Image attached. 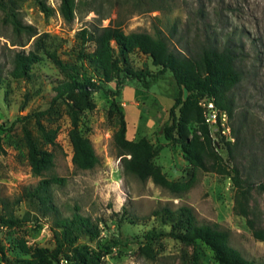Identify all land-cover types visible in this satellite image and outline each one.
<instances>
[{
	"label": "rangeland",
	"instance_id": "374dc122",
	"mask_svg": "<svg viewBox=\"0 0 264 264\" xmlns=\"http://www.w3.org/2000/svg\"><path fill=\"white\" fill-rule=\"evenodd\" d=\"M65 3L71 8L70 19L63 13ZM13 13L36 35L18 31ZM110 25L128 35L161 31L173 51L189 56L200 52L209 37L221 43L231 41L243 78L225 89L223 102L233 101L232 124L239 144L229 154V147L220 140L216 150L255 184L249 191L250 218L264 231V192L259 187L264 182V0H0V264L27 259L23 244L60 249V262L53 264H69L68 258L80 246L101 251L100 264H218L204 243L188 247L171 236L152 242L153 258L146 255L143 248L150 232L171 231L156 212L182 207L192 208L202 223L230 229L231 245L245 259L264 262V242L256 240L247 219L233 211L231 178L194 169L181 147L164 137L163 127L173 122L170 110L180 94L171 71L151 89L125 80L118 97L95 92L96 109L81 115L80 131L92 141L100 163L92 170L74 165L68 105H52L55 87L65 78L49 54L80 66L78 53L95 50L93 44L83 46L81 31ZM20 52L39 57L28 78L10 75ZM128 59L136 71L160 70L133 45ZM101 84L116 89V81ZM189 96L196 101L201 97L197 92ZM121 113L127 122V139L150 140L160 151L155 164L170 180L185 185L182 192L172 193L125 172V156L113 139ZM39 124L56 134L60 144L55 149V167L42 177L33 172L26 142L30 132L42 150H54ZM53 176L62 181L45 192L40 190L42 181ZM77 216L88 218L93 229L75 231L69 237L62 221ZM3 219L15 223L7 226Z\"/></svg>",
	"mask_w": 264,
	"mask_h": 264
},
{
	"label": "trees",
	"instance_id": "16d2710c",
	"mask_svg": "<svg viewBox=\"0 0 264 264\" xmlns=\"http://www.w3.org/2000/svg\"><path fill=\"white\" fill-rule=\"evenodd\" d=\"M63 13L66 18H71V8L66 3L63 6ZM12 18L18 31L28 30L33 36L36 35L34 28L23 26L15 13L12 14ZM80 35L83 46L95 45V50L91 53L87 54L83 50L78 53L82 62L80 66L66 62L56 54H49L50 59L65 78L55 87L56 96L52 105L56 106L62 102L68 105L72 121L70 140L74 148V165L80 170H92L100 163L92 141L84 137L80 131L81 115L87 110L96 109L93 99L95 92L104 91L111 97H118L125 85V80L137 81L145 89H151L162 75L171 71L180 87V94L170 110L173 122L171 124L168 122L163 127L165 139L181 147L184 158L194 169L231 178L235 188L234 213L246 218L255 239L264 242V231L258 228L250 218L249 191L255 184L249 183L239 167H231L217 152L216 142L211 137L210 128L204 121L203 111L199 105L203 97H214L217 104L227 110L232 118L234 104L231 100L223 102L224 91L237 86L242 81L243 74L237 66L238 55L231 41L221 43L217 37L213 40L209 37L200 52L189 56L181 51H173L168 38L161 31L155 35L146 32L128 35L120 27L110 25L94 30L84 29ZM130 45L149 56L153 65L160 68L159 72L136 71L131 68L128 64ZM38 61L39 57L35 53L28 55L23 52L17 53L10 75L14 78H28L32 65ZM85 62H88V65ZM2 72L0 67V78ZM113 81H116L115 90L105 88L101 84ZM185 88L189 93L197 92L201 97L197 101L192 96L185 100ZM39 125L45 140L54 150H42L30 132L26 134V142L33 172L36 176L42 177L55 167V149L60 147V144L56 141V134H51L42 124ZM233 132L237 140L234 127ZM126 135L127 122L124 114L121 113L120 127L113 139L115 146L125 156L123 167L126 173L135 175L143 182L152 180L157 186L172 193L179 194L185 189L183 183L170 180L162 167L155 164L154 160L160 151L150 140L142 138L139 141H131ZM224 143L229 147V154H233V149L239 144L238 140L235 143ZM61 181L62 179L54 176L43 180L40 190L45 192L49 185L58 184ZM259 187L264 192V182ZM155 215L160 217L163 224L170 225L171 231L169 233L154 231L148 234V243L143 250L150 258H153L152 242L165 236H171L188 247H195L198 242L204 243L214 252V258L218 264H264V262L245 259L231 245L232 232L230 229L223 228L218 223L200 222L190 207L177 210L163 209L162 213L156 212ZM2 223L10 226L15 222L13 219H3ZM62 227L69 237L75 231L84 229L92 231L93 229L91 221L80 216L73 220H63ZM77 238L78 236L71 238V241ZM22 251L28 258L19 260V264L60 262V249L51 251L47 248H31L23 244ZM101 259V251L91 250L87 246L75 248L72 258H68L69 264H100ZM192 264H197V262Z\"/></svg>",
	"mask_w": 264,
	"mask_h": 264
},
{
	"label": "built area",
	"instance_id": "2783aa9c",
	"mask_svg": "<svg viewBox=\"0 0 264 264\" xmlns=\"http://www.w3.org/2000/svg\"><path fill=\"white\" fill-rule=\"evenodd\" d=\"M203 111L204 121L209 126L211 137L218 142L235 143L232 118L229 112L221 108L214 97L205 96L199 102Z\"/></svg>",
	"mask_w": 264,
	"mask_h": 264
},
{
	"label": "water",
	"instance_id": "95a60500",
	"mask_svg": "<svg viewBox=\"0 0 264 264\" xmlns=\"http://www.w3.org/2000/svg\"><path fill=\"white\" fill-rule=\"evenodd\" d=\"M184 94H185V96H184L185 100H187L189 92H188V90L186 88L184 89Z\"/></svg>",
	"mask_w": 264,
	"mask_h": 264
}]
</instances>
